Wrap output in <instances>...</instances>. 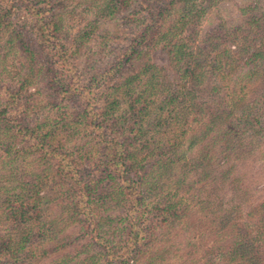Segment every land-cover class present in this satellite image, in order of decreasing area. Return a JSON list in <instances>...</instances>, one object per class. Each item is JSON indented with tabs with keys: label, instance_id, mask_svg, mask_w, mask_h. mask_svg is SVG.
<instances>
[{
	"label": "rangeland",
	"instance_id": "374dc122",
	"mask_svg": "<svg viewBox=\"0 0 264 264\" xmlns=\"http://www.w3.org/2000/svg\"><path fill=\"white\" fill-rule=\"evenodd\" d=\"M169 1L176 3L162 8L161 5ZM183 1L145 0L149 5L142 7L143 0H0V89L13 96L17 108L14 116L21 125L46 124L43 132L52 139L42 148H33L34 143L29 147L24 138H18L16 144L12 141L0 144V253L4 254H0V264H243L242 255L254 257V264H264V149L239 161L226 160L227 152L211 155L214 159L210 158L212 163L208 168L219 176L229 165L235 166L228 182L212 183L205 192H200L204 183L199 181L196 169L187 168L182 161L173 162L174 171L160 178L152 171L153 161H143V171L133 172L130 181L132 186L140 180L153 182L150 188L141 187L143 200L138 209L144 212L146 229L139 235L134 249L123 246L116 254H111L107 252L109 244L118 245L129 238L126 222L138 209L126 194L123 205L106 202L120 187L117 184L122 175L109 178L108 171L99 163L96 150L101 144L97 132L89 127H60L62 121L74 118L83 106L67 83L69 73L77 83L85 84L114 66L144 28L149 15L151 18L153 5L157 3V8L162 10L159 9L160 16L161 12L164 14L157 19L159 24L161 19L166 24L181 5L178 2ZM194 2L198 17L191 20L193 22L188 23L181 34L192 47H208L207 34L220 31L221 48L226 44L224 41L229 42L227 48L234 45L237 51L256 46L264 48V0ZM159 29L150 30L153 36L147 47L107 83L115 88L127 76L149 67L158 76L159 87L163 86L158 92L155 83L151 87L146 85L147 74L145 79L140 78L141 82L132 85L133 91L127 88V92L124 89L114 93L118 107L109 113L108 122L110 133L117 139L127 136L133 141L126 134L133 118H126V124L119 121L131 114V105L148 104L151 108L166 95L165 88L176 79L174 63L179 38L172 39L171 45L167 41H155ZM232 31L233 36L228 37L226 32ZM48 39L66 49L65 60L48 47ZM235 55L238 75L254 66L248 53ZM202 86L206 87V82ZM259 86L255 83L248 93H254ZM144 91L138 102L137 95ZM204 100H195L204 109L200 114L198 108H194L183 121L178 115L185 109L179 108L169 118L170 128L179 127L184 133L185 137L179 139L184 147L190 143L193 128L198 127L205 112L212 109ZM250 102V98L246 99L245 105ZM166 132L164 129L155 135L159 137L156 140L171 138V133ZM51 142L60 154L55 159L49 154ZM132 143L130 150L137 152V161L141 162L146 151L138 152L141 141ZM218 146L216 144L214 149ZM12 148H19L20 154H15ZM189 154L190 151L187 160ZM178 180L182 182L177 183ZM75 181L95 186L89 194L94 206H89L93 208L94 219L105 218L110 228L102 232L101 242L97 241L101 235L88 232L83 217L66 227L60 222L59 205L63 206L65 199L73 195L69 183ZM6 194L12 196L11 207L26 211L21 219L15 209L12 213L2 205ZM52 218L55 220L51 221ZM42 221H48L47 233L45 229L37 231L36 224ZM115 228L116 234H111ZM29 229L32 234L12 262V258L5 256L8 248L14 253L11 249L19 247L21 236ZM253 240H256L254 245L242 247Z\"/></svg>",
	"mask_w": 264,
	"mask_h": 264
},
{
	"label": "trees",
	"instance_id": "16d2710c",
	"mask_svg": "<svg viewBox=\"0 0 264 264\" xmlns=\"http://www.w3.org/2000/svg\"><path fill=\"white\" fill-rule=\"evenodd\" d=\"M191 2L193 3L192 5ZM174 3L176 2L169 1V3L162 4L161 6L166 9L171 5L173 6ZM140 4L142 7L143 5L147 7L149 2L145 4V0H143ZM178 4L181 5H178L176 12L173 13V16L170 18L171 20L167 21L166 24L163 22V19H161V24H159L157 19L164 14L161 12L160 16V8H157V3L153 5L155 9L151 13V18H149V15L144 28L133 38L132 43L127 47L121 60H118L114 66L93 77L85 84L77 83L74 79V75L71 73H69L70 76L67 78V83L72 86L73 93L77 94L82 100L83 106L76 111L74 118L72 117L68 121H62L60 127H69L72 129L89 127L97 132V138L100 140L99 144H101V147L96 150L99 163L108 171L109 178L112 177L114 179L115 176L122 175V179L119 180L117 184V186L120 187L112 192L114 193L113 197L109 198V195L107 196L109 199L106 202H110L108 203L110 205H112L111 203L113 202L123 205L127 200L125 197L126 194V196L132 198L136 210L142 206L141 203L143 198L141 187L147 185V188H150L153 182L149 179L140 180L139 183L132 186L131 184L133 183L130 180L133 172L134 174H140L141 171H143V161H153L152 171H156L158 178H160L162 174L175 169L173 162L177 160V162L181 163L182 161L187 168L196 169L199 181L204 183L200 192L201 190L205 192L212 183L228 182L230 173L235 166L234 164L229 165V167L226 168L227 171H223L219 176L215 174L214 169L208 168V165L212 163L210 162L211 159H214L211 155L215 153L221 155V153L227 152L225 153L228 154L225 155L226 160L235 159L239 161L242 157L251 156L254 152L257 154L259 151L263 152L264 48L256 46L255 49L242 48L241 51H237L234 45L227 48L228 41H224L226 46L223 45L221 48L223 36L220 31H212L207 34L206 42L209 45L208 47L206 45L202 48L192 47L181 34L187 27V24L193 22L191 20L195 17H198L199 11H195L196 5L194 0H184L183 2H178ZM153 29H159V34L155 36V41H167L169 45H171L172 39L179 38V40H176L178 52L174 63L176 67V79L172 84L168 86L165 85V87L167 86L165 88L166 95L157 103L152 104L151 108L148 104L142 107L131 105V114L128 113L127 117H124L125 119L119 120L122 124H126L128 120L126 118H133L132 124L128 126V130H126V134L132 137L134 143L141 141L142 144L138 143L140 144L138 145L140 147L138 152L146 151L142 161L139 162L137 161V152L133 153L132 150H130V147L133 145V141L129 139L130 137L127 138L126 136V138L121 140L112 136L110 133L108 122L109 113L115 111L118 107L117 97L113 98V95L118 90L125 89L127 92V88H129L130 92L133 91L132 85L135 86L136 81L141 82V79L147 74L149 75L145 80V82H147L146 85L151 87L152 84L155 83V88L157 87L158 92L163 86L159 87V84L156 82L158 76L154 73V70H150L149 67L136 71L134 75L127 76L124 82L116 85L115 88L114 86L113 88L112 86H107V83L109 80L113 79L114 75L121 72L125 64L135 60L141 54L142 48L147 47L153 36L150 30ZM233 31L231 33L226 32L227 36L232 37ZM47 41L48 47L53 49L59 58L61 57L62 60H65L64 56L66 57L67 54L65 51L66 49L61 46L59 47L58 43L52 40L48 39ZM243 52L245 54L248 53V59L251 62H255V64L251 66L250 69L246 70L244 74L238 75L239 72L237 69L239 64H236L233 55H242ZM205 82L206 87L202 86L205 85ZM255 83L260 85L258 87L259 89L254 91V93H248V90H250ZM106 89L107 91H105ZM108 90L111 91L108 92ZM144 93L145 91L137 95L138 102L140 97L144 96ZM0 94V101L3 107L0 109V144L3 145L5 142L11 143V141L16 144L18 138H24L26 139L25 142L29 144V147L31 143H34L32 145L33 148H42L43 144L48 145L52 139L47 133L43 132L47 125L42 124L32 127L21 125L14 116L17 108L14 100L11 98L13 96L10 93L6 94L2 89H0ZM201 98H204L205 105L208 104L212 109H209L210 111L208 110L209 114L205 112L199 126L193 128V134L190 136V143L184 147V142H180L179 140L185 137L184 133L180 132L181 130H179V127L170 128L169 118L172 112L179 108L185 109L183 112L180 110L178 115L183 121L193 112L194 108H198L200 114L204 109L198 106L195 100ZM248 98H250L251 102L245 105L246 99ZM196 118L197 117H194V121H197ZM164 129L168 131L166 133H171V138L165 140L163 137L162 141L156 140V138H159L156 136L164 132ZM211 132L214 134H211ZM203 140H205V143H203ZM198 141H201V143L197 144ZM216 144L219 146L217 149H214ZM54 146L53 142H51L49 154L50 158L53 159L60 155L56 152ZM13 150L17 155L21 152L19 148ZM189 151V160H187ZM7 154H10V152ZM187 162L191 164L189 165ZM178 182L182 181L178 180L177 183ZM69 187L71 190L73 189V195L65 199L63 206L59 205L62 209L58 212L60 215L59 217H61L60 222H63V225L66 227L74 224L78 218L83 217V222L87 225L88 232L101 235V238H97V241L101 242L103 240L102 232H104L105 229L109 231L110 228H107L108 226H106L107 221L105 218L94 219L92 214L93 208L89 206L93 203L90 199L91 195L89 196V194L93 192L95 186L91 187V185L75 181L73 183L70 182ZM134 193L135 195L133 198L132 194ZM6 195L7 197L5 200L1 202L3 203L2 205L11 212L15 209L17 211L15 214L21 219L26 211L23 208H21L22 210H17L11 207L10 204L13 205L11 200L12 196L10 194ZM98 206L99 205H97V207ZM54 208L56 209L57 207L55 206ZM170 208L171 206H169L167 210ZM51 209H53V207H51ZM64 217H66V219H64ZM53 219L55 220V218L50 220L53 221ZM128 220L125 228L129 238H126V241L118 245L107 243L110 245L108 246L109 251L107 252L116 254L123 246L131 247L132 249L137 246L139 235H143L146 229L144 212L138 209L134 215H130ZM47 223L48 221H42L36 224L37 231H43L45 229L44 233H47V231H49ZM30 229H32V227ZM30 229L28 233L21 236L20 245L19 243L17 244L19 247L17 249H11L14 253L11 254L8 248L5 256L12 258V262H14L16 255L22 250L24 245L23 242H26L29 235L32 234ZM115 230L116 228L112 230L111 234H116ZM255 241L256 240L247 242L243 244L242 247L249 248L255 244ZM0 254L4 256L3 252ZM242 258L244 261L243 264H254V257L249 258L248 256L246 258L242 255ZM248 259L250 260L248 261Z\"/></svg>",
	"mask_w": 264,
	"mask_h": 264
}]
</instances>
